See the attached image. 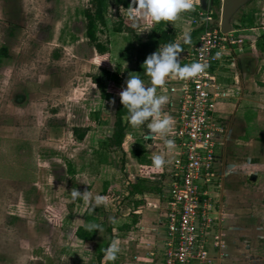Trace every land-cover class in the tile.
I'll use <instances>...</instances> for the list:
<instances>
[{"label":"crops","instance_id":"crops-1","mask_svg":"<svg viewBox=\"0 0 264 264\" xmlns=\"http://www.w3.org/2000/svg\"><path fill=\"white\" fill-rule=\"evenodd\" d=\"M222 1L194 0L192 10L181 13L176 20L168 21L166 28L174 35V41H183L185 31H198L194 44L200 29L192 23L193 19L198 17V12L205 10L211 14L215 10L219 19ZM250 2L237 16V28L243 31L245 39L244 48L237 55L234 68L217 72V80L229 89V96L216 106V115L226 124L227 135L217 152L216 183L208 193L220 202L225 246L222 249L211 246L207 264H264V23L258 25L256 22L257 16L264 15V12L257 13L259 7L264 11V0ZM137 19L143 24V27L135 29L139 41L153 43L156 37L149 22L146 18ZM142 33L147 34L146 38L141 37ZM111 60L116 65L115 72L123 75L120 60L116 57ZM144 80L150 85L149 77ZM180 84L176 79H169L165 85L157 86L158 93L170 98L172 93H167L166 89ZM91 85L92 90L98 89L99 92L96 83ZM94 97L82 104L84 117L82 123L77 125H90L91 130L82 141L73 139L76 147L67 156L73 181L82 184L93 195L106 196L107 201L93 210L77 198L75 205L70 206L71 223L74 224L71 226L72 238L60 240L58 237L51 244V257L44 260L53 264H163L166 232L161 195L169 180L170 170L179 159V148L174 140L175 126L168 133V138L175 142L169 151L159 135L144 138L148 133L146 125L134 127L128 117H124L127 128L121 147H107L108 139L113 134L119 96L114 95L111 101L95 94ZM166 108L167 104L163 111ZM70 134L72 138L73 132ZM157 152L165 154L166 164L162 168L152 165V156ZM20 193L18 201L8 204V207L14 208L10 214L25 218L27 226L34 222L37 225L43 223V210L37 209L39 196L35 195L36 191L30 193L23 189ZM80 202L83 218L77 219L75 211ZM33 211L35 219L31 222L29 217ZM109 217H114V222ZM59 220L61 226L50 227L58 232L69 231L64 229L60 212ZM87 223L100 225V228L88 230ZM77 227L88 233L87 239L76 237L74 230ZM109 236L112 237L110 242L113 239L119 241L120 251L115 261L102 262V258L99 260L97 257L110 244ZM39 244L36 241L35 248Z\"/></svg>","mask_w":264,"mask_h":264},{"label":"rangeland","instance_id":"rangeland-1","mask_svg":"<svg viewBox=\"0 0 264 264\" xmlns=\"http://www.w3.org/2000/svg\"><path fill=\"white\" fill-rule=\"evenodd\" d=\"M250 3L234 15V27ZM89 8L90 0H0V48L9 55L0 60V264H53L44 260L53 253L51 244L58 237L72 238L70 206L76 199L70 191L76 187L83 192L85 187L69 174L67 155L76 147L70 132L81 127L77 125L84 117L82 104L99 96L98 89H91L92 77L104 78L98 54L85 35L84 11ZM106 20L97 36L108 46L109 56L120 60V70L128 78L134 73L139 45L131 34L111 30L117 20L112 1ZM125 22L134 32L143 27L140 19L135 26L130 19ZM256 22L264 23V15ZM23 189L39 196L43 223L27 226L25 218L10 214L14 208L8 204L18 201ZM81 204L77 219L83 218ZM48 210L57 218L60 212L69 231L52 229ZM31 214L32 222L35 212ZM36 241L41 243L37 248Z\"/></svg>","mask_w":264,"mask_h":264},{"label":"built area","instance_id":"built-area-1","mask_svg":"<svg viewBox=\"0 0 264 264\" xmlns=\"http://www.w3.org/2000/svg\"><path fill=\"white\" fill-rule=\"evenodd\" d=\"M192 23L200 33L182 53L181 63L200 61L206 67L197 77L176 79L181 84L166 89L172 95L165 112L174 118L179 159L161 195L166 232L163 264H207L210 247L225 246L220 202L208 193L216 183L217 152L227 135L216 106L229 96V89L217 80V72L234 68L245 39L237 27L222 33L220 18L207 10L198 12Z\"/></svg>","mask_w":264,"mask_h":264},{"label":"clouds","instance_id":"clouds-1","mask_svg":"<svg viewBox=\"0 0 264 264\" xmlns=\"http://www.w3.org/2000/svg\"><path fill=\"white\" fill-rule=\"evenodd\" d=\"M194 8V0H132L126 9L130 20L146 18L152 23L176 20L181 13ZM192 38L189 31L183 33V43L191 44ZM183 48L180 43L170 42L160 45L156 51L146 57L143 62V72L150 78V85L137 73H130L125 81V87L119 93L120 102L127 109L128 121L134 127L146 125L148 133L145 139H151L159 135L167 150L174 147V140L168 138L174 118L163 111L164 105L169 102V96L159 94L157 86L165 85L169 79L187 80L197 77L205 70V64L194 61L189 64L181 63ZM217 56L220 55L218 52ZM163 91V89H161ZM166 164L165 154L157 152L152 156V165L162 168ZM73 200L80 198L87 203L91 209L105 204L107 197L95 194L86 189L81 192L76 187L70 191ZM114 222V217H109ZM88 230L99 229L100 225L87 223ZM120 251L119 241L113 239L104 249L103 261H115Z\"/></svg>","mask_w":264,"mask_h":264},{"label":"trees","instance_id":"trees-1","mask_svg":"<svg viewBox=\"0 0 264 264\" xmlns=\"http://www.w3.org/2000/svg\"><path fill=\"white\" fill-rule=\"evenodd\" d=\"M111 1L115 5V14L117 18L116 21H113L111 30L114 33H129L134 39H136L139 49L137 50L136 54V64L134 70L143 79L148 78V76L143 72L144 70L142 67L146 57L156 51L160 45L162 46L165 43L175 42L174 35L166 28L168 21L152 23L149 20L147 21L152 27V33L156 37V40L153 43L139 41L133 29L130 28L125 22L127 19H129L126 9L132 3V0H90V8L84 11V18L86 20L85 35L98 54V61L102 66V74L104 76L103 79L101 77H92V80L99 86V96L107 101H111L114 95L119 96V93L122 89L117 87V85L123 86L127 79V77H124L113 70L116 65L110 60L108 46L99 41L97 36L99 26H107L106 12ZM213 17L218 19V15L216 14H213ZM197 32L198 31H193L190 33L192 38L191 44H184L183 41L179 42L183 48V52L189 50L193 44V40L197 35ZM8 56L7 49L0 48V60L2 58H7ZM124 117H128L127 109L123 107L120 102V97H118L115 108L113 134L111 138L108 139L106 144L107 147H121L125 136V130L127 128V123L123 121ZM89 130H91L90 125L73 128L72 132L75 140L82 141ZM70 172L71 171L69 169V174H71ZM46 215L49 217V221L52 225L61 226L59 217L57 218L53 216L50 210L46 211ZM74 233L78 239H87L88 233L81 227L75 228ZM103 256L104 250L98 255L97 258L100 260Z\"/></svg>","mask_w":264,"mask_h":264},{"label":"water","instance_id":"water-1","mask_svg":"<svg viewBox=\"0 0 264 264\" xmlns=\"http://www.w3.org/2000/svg\"><path fill=\"white\" fill-rule=\"evenodd\" d=\"M251 0H223L220 15V29L222 33H228L232 29L234 15Z\"/></svg>","mask_w":264,"mask_h":264}]
</instances>
